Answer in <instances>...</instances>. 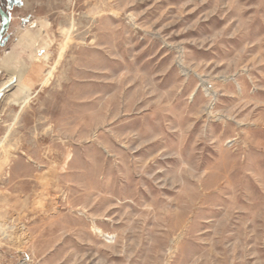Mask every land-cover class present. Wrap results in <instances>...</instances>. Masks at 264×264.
<instances>
[{"label": "rangeland", "instance_id": "obj_1", "mask_svg": "<svg viewBox=\"0 0 264 264\" xmlns=\"http://www.w3.org/2000/svg\"><path fill=\"white\" fill-rule=\"evenodd\" d=\"M19 1L0 264H264V0Z\"/></svg>", "mask_w": 264, "mask_h": 264}, {"label": "bare ground", "instance_id": "obj_2", "mask_svg": "<svg viewBox=\"0 0 264 264\" xmlns=\"http://www.w3.org/2000/svg\"><path fill=\"white\" fill-rule=\"evenodd\" d=\"M17 40V39H16ZM38 40V39H37ZM37 52V51H36ZM15 57V56H14ZM6 60V61H5ZM9 60H12V55L11 54H9V55H7V57L4 59V64H3V68H0V71H2V69H7L8 70V66H9ZM8 61V62H7ZM5 71V70H4ZM12 81V80H11ZM20 81V77L18 76V78H17V80H15V83L17 82H19ZM10 84V83H9ZM43 84V83H42ZM27 89V88H26ZM25 88H22L21 89V91H20V93H22V96H21V98H22V101L19 103H17V104H20V107H22L24 104H26L27 103V101H28V92H27V90H26ZM209 93V92H208ZM19 94V93H18ZM10 96V95H9ZM17 97V96H16ZM13 99H14V97L13 96H10V97H7V96H4V97H2L1 98V100H0V102L1 103H4V102H6L7 104H9L10 102V104H14L15 102L13 101ZM5 103V104H6ZM97 232H99V231H97Z\"/></svg>", "mask_w": 264, "mask_h": 264}, {"label": "water", "instance_id": "obj_3", "mask_svg": "<svg viewBox=\"0 0 264 264\" xmlns=\"http://www.w3.org/2000/svg\"><path fill=\"white\" fill-rule=\"evenodd\" d=\"M12 1H13V4H14V5H17V4L20 5V4H21V2L18 1V0H8L10 6H12ZM0 15H1V17H2V21H3V23H2V27H1V29H0V48H1V47L4 46V43L8 40V37H7V36H4V37H3V34H4V32H6V30L8 29V21H9V20H8V17L5 16V15L2 13L1 10H0ZM2 95H3V92L0 93V99L2 98Z\"/></svg>", "mask_w": 264, "mask_h": 264}, {"label": "flooded vegetation", "instance_id": "obj_4", "mask_svg": "<svg viewBox=\"0 0 264 264\" xmlns=\"http://www.w3.org/2000/svg\"><path fill=\"white\" fill-rule=\"evenodd\" d=\"M19 1V0H18ZM21 2V1H20ZM19 6H21V4L19 5V4H17V5H14L13 4V1H12V6H10V4H9V2H8V0H0V10L2 11V13L5 15V16H7L8 17V26H9V24H10V12L12 11V9L14 8V7H19ZM2 23H3V21H2V17H1V15H0V29H1V27H2ZM7 34H6V32H4V34H3V37L4 36H6Z\"/></svg>", "mask_w": 264, "mask_h": 264}]
</instances>
